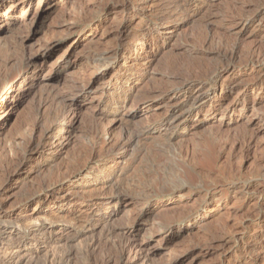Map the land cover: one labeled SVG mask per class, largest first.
I'll list each match as a JSON object with an SVG mask.
<instances>
[{
	"label": "rangeland",
	"instance_id": "rangeland-1",
	"mask_svg": "<svg viewBox=\"0 0 264 264\" xmlns=\"http://www.w3.org/2000/svg\"><path fill=\"white\" fill-rule=\"evenodd\" d=\"M7 11L0 12V92L16 85L9 103L0 105V121H6L0 129V202L24 210L23 204L12 206L15 199L50 177L56 186L65 182L60 170L86 169L76 180L78 214L54 231L69 236L68 243L57 250L46 237L31 264H45L54 252L65 264H102L127 241L147 246L154 264H264V82L257 83L264 64L242 63L254 49L264 52V0H31L15 15ZM244 16L255 20L245 23ZM122 24L131 33L123 43L116 31ZM133 47L137 52L129 51ZM231 50L238 54L236 74L224 73L205 93L225 100L223 106L206 104L178 126H166L169 106L178 114L185 101L165 94L187 75L204 91L215 71L227 68L219 51ZM120 51L119 69L94 67L90 60L96 53L112 64ZM31 57L45 68V78L28 93L29 82L19 77L31 70ZM76 77L85 87L73 102L79 117L73 141L49 165L21 167L32 124L63 111L61 103L42 106L41 100ZM114 80L132 87L126 111L120 84L106 90ZM8 172L15 174L12 180ZM65 188L49 204L56 195L68 196ZM37 207L33 203L31 210ZM44 223L28 222L26 233L43 240L38 230ZM126 229L135 235L124 236ZM26 257L21 251L15 261Z\"/></svg>",
	"mask_w": 264,
	"mask_h": 264
},
{
	"label": "bare ground",
	"instance_id": "bare-ground-1",
	"mask_svg": "<svg viewBox=\"0 0 264 264\" xmlns=\"http://www.w3.org/2000/svg\"><path fill=\"white\" fill-rule=\"evenodd\" d=\"M30 2H31V0H28L29 4H30ZM28 3L27 2L24 3L23 0H0V12L8 6L7 14L8 15H13V14L15 15L21 9H23L26 5H28ZM125 9H126V7H125ZM172 10L173 11H170V13L175 12L174 9H172ZM167 17H169V16H167ZM254 20H255V17H245L243 21L245 23H252V22H254ZM116 31H117V35L122 39L121 43L126 41L131 36V33L128 30V25L122 24L121 26L118 27V29ZM204 42H205V39H204ZM207 43H209V42H207ZM202 44H203V47H205L204 43H202ZM232 49H234V48H232ZM129 51H133V52L136 51L137 52V47H133ZM229 52H230V50H229ZM46 53H48V52L43 53L41 56H38V58H42V59L46 58L48 55ZM29 54H31V53H29ZM219 54H220V58H222L223 60L226 59L228 61V63H227L228 65H226L227 68L217 69L215 71L213 77L207 81L206 84H209V85L207 88H205L204 91H200L201 87H203L202 86L203 83L198 82V81L196 82L195 80L190 79L191 77L188 78V75H187V78H185V79H183V78L186 77V75H184V77L182 76L183 80L180 82H179V79L177 82V76L173 77V75H172L173 79H176L175 81L177 82V83L176 82H173V83L174 84L176 83L177 86H175L173 89H171V91L168 92L167 94H165V96L168 97L170 100L171 99H177V100L181 99V101H183V102L185 101V104L183 105L184 108L178 114L176 112L178 107L176 109H174L173 104H171L169 106L170 108L167 109V111H166V114L168 116L164 120L166 126H172L175 124H176L175 126H178L179 123H181L185 119H187L194 111L200 110L206 104H208V106H210V109H220L223 106L225 100L212 99L211 97H209V95H205V93L209 90V87H215L219 83V81L222 78V76L224 75V73H227V74L229 73V76L236 74L237 67H236V63H235L236 60L235 59H238V57H237L238 54H237L236 50H233L231 52V54L219 51ZM108 55L109 54H107V56H106L107 58H109ZM97 56L98 55L96 53L93 54L92 56L90 55V60L96 61V62H93V63H95L94 67H96L98 64V67L104 66L103 69L107 70L109 68L119 69L121 67V65L123 66V63L120 62L122 60V57H123V51H120L119 53H117L116 56L114 54L115 62H113L112 64H109V63L105 64V61H103V59L94 58ZM103 57L105 58V56L102 55L101 58H103ZM27 58H28V56H27ZM38 58H35V59H38ZM246 58H247V56H246ZM2 59H3V57H2ZM35 59L33 57L30 58L29 64L33 65L31 70H28L26 74L21 75L19 77V78L24 80V83L29 82V84H28L29 88L27 90L28 93H32L34 91V88H36L39 85V83L41 81H43L45 78V75H44L45 68L41 67V66H37V65L34 66V64H36L33 62V61H35ZM10 60H11V57H10ZM243 60H244V57H243ZM243 60H241V62ZM237 63H239V62L237 61ZM242 63L244 65H249V64L250 65H257V66L262 65V64H264V52H258L254 49L252 54ZM3 65H4V63H3ZM5 65H6V63H5ZM0 66H2V65H0ZM172 69H175V66ZM263 71H264V69H263ZM177 73H179V72H177ZM181 73H183V72H181ZM169 75H171V74H169ZM178 76H180V74ZM19 78H17V80ZM31 80H33V81H31ZM82 81H83V79L81 80L80 78H77V77L71 78L70 82H67L63 85L64 86L63 89L56 90V91L52 90L50 92V94L48 93L49 95L46 98L41 100L42 106L49 103V101L58 102L59 104L61 103L63 105V111L59 117H57L53 120H49L48 122H46V120H45L46 123L43 122L44 119H43V121L41 119H37V121L35 120V123L32 124V127L29 130V133H27V134H29L28 140L27 139L24 140L27 142L25 143L26 145H23L26 147L24 148L25 150L23 149L24 155L22 157L21 167L25 168L29 164H31V162H33V161H37V162H39V164H40V162L44 161L43 162L44 165H49L50 163L53 162V160L57 157V155H60L62 150L65 149L73 141L74 132H75L74 128H75L76 123L79 121V117H77L76 114L73 113V108H74L73 102H74V98L77 97V94H78L77 91L79 89L85 87V85H83L84 82L82 83ZM171 81H172V79H171ZM116 82H118V84H120V85H118L119 88H122L124 90V93L120 96V98L123 95H125L124 96V102H123L124 103L123 111L124 110L126 111V109L129 106L130 99L132 98V95H133V94H128L129 91H132V87L125 89V87H123L124 83L121 84L119 81L114 80L113 83H110L106 87V90L107 89L110 90L113 87L117 86ZM262 82H264V77L261 79H258V81H257V83H259V84H261ZM234 84H235V82L228 85V88L230 89V91L236 89V86H234ZM15 85H16V81H13V83L10 85L9 88L0 92V105H3V104H1L2 101L4 102V106H6L9 103V100H10L9 96L14 92L13 88L15 87ZM249 90L250 89H248V88L243 90L241 96H244L245 94H247ZM27 92H26V94H27ZM22 95H23V93H22ZM175 103H177V101H175ZM2 108L3 107L1 106V109ZM184 111H185V113H184ZM111 121H113L111 123L114 124L115 121H117V118H113V120H111ZM5 123H6V121L5 122L0 121V129L3 128ZM91 149L93 150V148H91ZM47 161H51V162L47 163ZM17 163H16V165H17ZM45 163H47V164H45ZM72 165H73V169H75L74 168L75 164H72ZM15 169H17V168H15ZM35 170H37V168ZM68 170H70V168ZM75 170H77V169H75ZM72 172H73V170H72ZM84 172H86V169H81L76 174H71L70 172L68 173V171H61L60 170L57 173L59 176L65 178V182H61L60 185L56 186L55 183H53L54 179H52V177H50L52 179V181L50 178H49L50 181H48L47 183H45L43 180L44 183L41 184L40 187L37 186V187H39V189L37 188L38 189L37 191H34L35 190L34 189V190H32L33 192H29L26 194L22 193L24 195L21 194L22 196H20L18 198L16 197L17 199H15V201L13 203L14 205H12V203H10L12 206H16L18 204H23L24 210L18 209V208L8 209L6 207L5 203L0 202V264H20V263L15 261V257L21 251H24L25 253H27L26 259L21 264H31V262L34 261L35 257L37 258L44 251V243H45L46 237H49L50 240H48V241H50L53 245L54 244L56 245L57 250H60L61 247L63 248L66 246V244L68 243L67 238L69 236H67V238H66L65 234L64 235L63 234L57 235V234H55L54 231H55V228L64 227L65 224L72 222L75 218V215L78 214L79 210L76 208V207H78V205L75 204V202H74V196L79 195L78 192L80 191L79 189L81 187H78L76 180ZM55 173H54V175H56ZM67 173L71 174V175H68ZM6 175H7V177H6L7 180H9V179L12 180L13 176H15V174H13V172L12 173L8 172V174H6ZM57 178H59V177L57 176ZM54 182H55V180H54ZM64 186L67 188L66 192H68V196L65 197V196H62L60 194L58 196L56 195V197H55V195H54L55 200H53L51 202L53 204V206L51 203L49 204L48 199L55 192L62 190V188ZM111 188L113 189V187H111ZM4 189H5V186H3L1 188V191H3ZM114 189H115V187H114ZM113 190H111V191H113ZM113 192L115 193V191H113ZM8 197H9V195H8ZM33 203H36L39 208L37 207L38 209H34V210L32 209L31 210V206ZM67 208L72 209L71 213H67V211H66ZM53 211H55V212H53ZM51 212L53 215L50 217L49 213H51ZM40 219L48 221V224L47 223L42 224L41 228L38 230V232L41 231L40 235H44L43 240H39L40 238H38V235L34 234V233H36L35 231L33 233L34 235H32L30 233H28V234L26 233L28 231L27 230V223L33 222V221H40ZM11 223L16 225V229L10 228V227L8 228V226ZM22 230H25V232H22ZM7 231H11V232L8 234ZM124 231H125L124 236L135 235V233H136L135 229H126ZM28 232H30V231H28ZM5 234H6V236L2 237ZM40 237H42V236H40ZM94 246H95V244H92L89 247V249H93ZM119 248H120V249H118L119 254H117L118 252L116 253L117 254V256H115L116 258H114L113 256H110V257L108 256L109 258L105 259V261H103L102 264H131L132 262H133V264H137L140 261L144 264H154L150 258V253L147 250V246H145L142 242L133 243V242L127 241L126 244L124 243ZM262 248L263 247H261L259 252L264 254V250ZM113 254H115V253H112V255ZM126 256L132 261L131 263H128L125 260ZM45 260H46L45 264H65V262H66V258H62L61 256L59 257L57 252H54L52 255L47 256ZM91 264H99V263H91Z\"/></svg>",
	"mask_w": 264,
	"mask_h": 264
}]
</instances>
